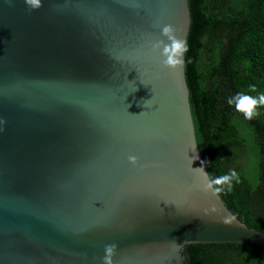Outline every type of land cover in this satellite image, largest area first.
<instances>
[{"label": "water", "instance_id": "obj_1", "mask_svg": "<svg viewBox=\"0 0 264 264\" xmlns=\"http://www.w3.org/2000/svg\"><path fill=\"white\" fill-rule=\"evenodd\" d=\"M39 2L0 0V264H103L111 244L113 264H184L189 243L264 245L203 190L184 57L167 68L152 47L166 25L187 38L188 0Z\"/></svg>", "mask_w": 264, "mask_h": 264}, {"label": "trees", "instance_id": "obj_2", "mask_svg": "<svg viewBox=\"0 0 264 264\" xmlns=\"http://www.w3.org/2000/svg\"><path fill=\"white\" fill-rule=\"evenodd\" d=\"M185 78L196 142L210 178L235 170L220 194L237 218L264 230V107L252 120L228 99L264 94V0H188ZM184 264H264V245L189 243Z\"/></svg>", "mask_w": 264, "mask_h": 264}, {"label": "clouds", "instance_id": "obj_3", "mask_svg": "<svg viewBox=\"0 0 264 264\" xmlns=\"http://www.w3.org/2000/svg\"><path fill=\"white\" fill-rule=\"evenodd\" d=\"M25 2L29 6V11L35 10L40 6L39 0H25ZM162 35L166 37L170 43L165 44L164 41L161 40L154 43L152 47L154 50H160L162 48L161 55L164 58V66L176 69L182 64L184 54L188 51L187 41L186 39L178 38L176 35V29H174L171 25L163 27ZM227 102L229 105H234L236 111L242 113L245 119L252 120L259 115L258 109L260 107H264V94H260L258 97H253L243 93H237L235 96L230 97ZM2 123L3 121H0V124ZM129 160L135 164L137 158L135 156H130ZM194 171H198L203 175L205 178L203 190L213 196L225 191L226 189L231 190L233 180L238 181V174L235 170L215 178H208V173L204 171L203 167L194 169ZM224 222L231 225L229 217H225ZM115 252V244L106 245L103 264H113V256L115 255Z\"/></svg>", "mask_w": 264, "mask_h": 264}]
</instances>
